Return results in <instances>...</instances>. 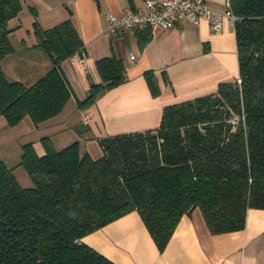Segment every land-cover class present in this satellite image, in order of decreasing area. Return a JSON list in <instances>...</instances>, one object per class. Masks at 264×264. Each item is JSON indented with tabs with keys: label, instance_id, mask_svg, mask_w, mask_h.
Instances as JSON below:
<instances>
[{
	"label": "trees",
	"instance_id": "trees-1",
	"mask_svg": "<svg viewBox=\"0 0 264 264\" xmlns=\"http://www.w3.org/2000/svg\"><path fill=\"white\" fill-rule=\"evenodd\" d=\"M227 1L236 16L238 80L164 107L155 129L98 138L97 158L82 153L78 141L57 150L42 137V154L23 144L19 165L31 187L20 186L0 160V264H114L82 239L130 212L162 252L180 218L195 208L212 235L241 231L249 209L264 210V0ZM20 11V0H0V117L10 127L29 117L37 128L74 95L62 63L85 49L70 10L44 28L30 9L35 48L50 68L28 86L8 80L1 61L17 51L8 24ZM95 69L100 82L76 100L79 109L126 82L114 54L97 59ZM144 77L157 96L153 73ZM73 131L83 136L89 129L81 123Z\"/></svg>",
	"mask_w": 264,
	"mask_h": 264
},
{
	"label": "crops",
	"instance_id": "crops-1",
	"mask_svg": "<svg viewBox=\"0 0 264 264\" xmlns=\"http://www.w3.org/2000/svg\"><path fill=\"white\" fill-rule=\"evenodd\" d=\"M20 1L21 11L8 27L14 29L11 37L23 48L19 52L24 53V58L20 55L22 59L14 64L11 81L28 86L50 68L44 54L35 48L30 9L36 11L37 21L44 28L66 19L70 10L85 49L84 65L72 64L70 59L62 63L74 93L67 104L72 102L76 116L67 119L62 115L64 109L39 125L50 131L43 137H49L57 150L78 141L80 151L91 155L85 143L97 144V139L104 136L155 129L164 107L214 93L220 83L238 80L234 27L227 23L219 34L212 33L204 20H184L170 29L153 32L140 28L105 34L107 14L123 17L142 12L145 0ZM205 1L213 10H226L227 0ZM22 19L29 25L27 35L21 28ZM146 33L149 38L140 47L139 38H145ZM27 51L37 54L29 55ZM111 54L123 62L126 82L102 90L93 104L79 109L76 100H84L90 85L100 82L95 61ZM147 71L154 75L159 88L157 96L150 93L144 77ZM81 123L89 129L82 137L73 133L74 126ZM66 131L70 134L66 135ZM60 133L65 135L57 138ZM35 150L38 154L43 152L42 147ZM82 242L114 264H264V210L249 209L241 231L212 235L200 210L195 208L180 218L162 252L157 250L136 212L85 236Z\"/></svg>",
	"mask_w": 264,
	"mask_h": 264
},
{
	"label": "built area",
	"instance_id": "built-area-1",
	"mask_svg": "<svg viewBox=\"0 0 264 264\" xmlns=\"http://www.w3.org/2000/svg\"><path fill=\"white\" fill-rule=\"evenodd\" d=\"M184 20L193 23L204 20L212 33L219 34L225 23L234 27L236 16L229 8L228 1L226 10L218 12L211 9L205 0H145L142 12L123 17L107 14L105 34L133 32L140 28H146L150 32L157 29H170ZM70 60L72 64L84 65L86 55L84 53ZM237 121L236 117L232 119L234 124Z\"/></svg>",
	"mask_w": 264,
	"mask_h": 264
},
{
	"label": "rangeland",
	"instance_id": "rangeland-1",
	"mask_svg": "<svg viewBox=\"0 0 264 264\" xmlns=\"http://www.w3.org/2000/svg\"><path fill=\"white\" fill-rule=\"evenodd\" d=\"M25 18L28 19L27 17ZM21 24H22L21 28L24 30V34L27 35L26 31L29 29L28 23H26L25 19H22ZM19 39L20 38L18 37L17 38L18 42H19ZM11 40H12L13 46L15 47L17 51L15 54L7 55L1 61V67L6 77L8 78V80H12L10 78H12L13 67H15L14 64L19 63L17 59L18 60L22 59L20 55L24 58V53L19 52L20 50L18 48L17 42L14 40L13 37H11ZM36 51H27L25 53L29 55H33V54L35 55L37 54ZM72 107H73V104L72 102H70L64 108L65 109L64 114H62V115H65L67 119L69 120L73 118V115L76 116V114H73ZM45 129L46 128H44V126H41V127L38 126L36 128L32 124L29 117H26L24 120H22L18 125L14 127L8 126L5 120L2 117H0V160L3 161V163L6 165L7 168L12 170V174L14 175L15 179L20 184V186L24 188L31 187L33 183L30 177L28 176V174L26 173L25 169L21 165H19V162L21 160V155H22V145L27 144V143H33L34 148L39 149L41 145L39 144L38 140L40 139V137H43L48 132H50ZM73 133L77 136L75 132ZM65 134L68 135L70 134V132L66 131ZM65 134L60 133V134H57L56 136L58 138ZM56 146H58L57 148H59L62 145L60 143L59 144L56 143ZM84 146L86 147V150L91 152V155L93 157L97 158L101 156V150L97 144H93L91 142V143H85Z\"/></svg>",
	"mask_w": 264,
	"mask_h": 264
}]
</instances>
